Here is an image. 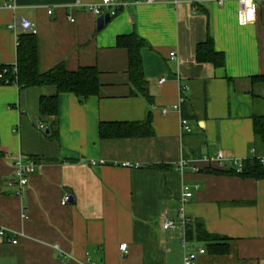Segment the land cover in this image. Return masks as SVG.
Listing matches in <instances>:
<instances>
[{"label": "crops", "instance_id": "crops-1", "mask_svg": "<svg viewBox=\"0 0 264 264\" xmlns=\"http://www.w3.org/2000/svg\"><path fill=\"white\" fill-rule=\"evenodd\" d=\"M14 1L16 9H0L1 64L17 62L21 20H28L41 72L95 66L103 87L86 99L60 94L59 114L45 116L40 99L56 87L0 85V230L7 234L0 264H184L183 240L206 250L194 264H264V179L210 173L218 166L203 161L219 150L241 161L264 156L254 125L264 115V84L252 81L264 75V0L247 26L238 23L239 0H123L102 30L99 16L76 5L101 0ZM135 32L147 42L149 99L135 93L128 52L117 46L120 35ZM209 36L225 53L223 68L197 60ZM148 117L151 135L101 137V123ZM26 156L38 164L20 189L13 170ZM184 185L196 187L187 205L192 223L225 239L223 254L189 238L187 226L162 230L164 216L178 218Z\"/></svg>", "mask_w": 264, "mask_h": 264}, {"label": "trees", "instance_id": "trees-1", "mask_svg": "<svg viewBox=\"0 0 264 264\" xmlns=\"http://www.w3.org/2000/svg\"><path fill=\"white\" fill-rule=\"evenodd\" d=\"M117 41V46L128 52L129 77L131 84L135 87V93H140L143 97L149 99L148 84L143 70V55L141 54L142 49L147 46L146 40L135 32L120 35ZM17 44V62L15 64L0 63V85H16L21 89L49 85L56 87V94L41 97L40 113L42 115L56 116L59 114V96L64 92L72 93L84 99L93 95H100L103 85L100 81L101 71L97 67H80L77 71H71L63 64L43 73L39 70L37 34L34 31L25 30V32L18 35ZM196 53L197 60L200 63L210 62L218 68H223L225 65V53L216 50L214 39L211 36L208 37L206 42L198 44ZM252 81L255 85L264 84V75L253 76ZM254 125L257 141L264 144V115H255ZM100 129L101 137L104 139L134 138L153 134L151 117L138 123L127 121L101 123ZM243 169L240 174H237L233 169L225 170L215 166L208 167L206 170L216 174L232 173L241 177L264 179V165L257 158L245 161ZM187 227L189 228V238L210 242L209 250L211 253L223 254L226 251L228 245L220 243L225 239L209 234L202 224L191 223Z\"/></svg>", "mask_w": 264, "mask_h": 264}, {"label": "built area", "instance_id": "built-area-1", "mask_svg": "<svg viewBox=\"0 0 264 264\" xmlns=\"http://www.w3.org/2000/svg\"><path fill=\"white\" fill-rule=\"evenodd\" d=\"M137 2H154L155 0H136ZM176 3L178 0H175ZM193 1V4L196 2H199L200 0H191ZM224 0H220L219 4L222 5ZM238 23L241 25H252L255 23L257 14H258V7L256 0H239L238 1ZM127 3L123 0H101L96 2H90V4H84L81 1H77L76 5H80L88 9L89 11H92L95 15L101 16L105 15V13H109L111 16H116L119 12L118 9L121 6L126 5ZM16 3L14 0H0V9L2 8H8V9H16ZM49 14L53 13L52 9L48 10ZM71 21L74 22L75 19L71 18ZM21 27L25 29L26 31L32 32L35 28V23L30 22L28 20H21ZM172 58L176 57L175 52L170 53ZM161 82H164V79H162ZM187 87H184L183 89H186ZM185 98L181 96V102L184 101ZM169 109H164V113H167ZM181 127L187 132L192 131V127H190L187 119H182L181 121ZM41 129L45 128V125H40ZM258 160L264 165V156H259ZM204 162L209 163V165H217L220 168L224 169H233L237 174L242 173L244 170L245 161H241L235 158H231L228 155H226L223 151L219 150L217 151L214 156H205L203 158ZM15 166L13 170V176H15L16 183L18 184L19 188L22 189L24 186L28 185L30 180V174L35 170L37 167V162L34 161L32 158L26 156L24 159L23 157H19L15 161ZM187 164L185 160L180 163L178 166L179 169L183 170V167ZM196 169V168H195ZM14 183V182H11ZM194 188L190 185H184L182 195H181V208L178 211V218H175L170 215L164 216V222L162 225V230L164 231H171V230H185V227L190 225L193 222L192 215L189 214L187 211V205L191 201L192 197L194 196ZM198 188V187H197ZM69 201V196H67L63 200V204H67ZM0 235L7 236L6 230L1 229ZM11 242L14 244L18 243V238H12ZM184 248H185V255L183 257L184 264H194L197 255H201L202 253H205L206 250L204 248L199 249L198 251H193L192 249L188 248V245L186 244L185 240H183ZM121 250L125 253L128 251V244H122Z\"/></svg>", "mask_w": 264, "mask_h": 264}, {"label": "water", "instance_id": "water-1", "mask_svg": "<svg viewBox=\"0 0 264 264\" xmlns=\"http://www.w3.org/2000/svg\"><path fill=\"white\" fill-rule=\"evenodd\" d=\"M111 19V15L109 13H105V15L99 16L97 19V27L99 30L104 28L105 23H107Z\"/></svg>", "mask_w": 264, "mask_h": 264}]
</instances>
